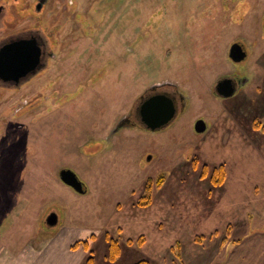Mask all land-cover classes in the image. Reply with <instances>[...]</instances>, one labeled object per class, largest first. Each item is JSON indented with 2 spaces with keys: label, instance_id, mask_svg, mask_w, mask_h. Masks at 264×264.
Here are the masks:
<instances>
[{
  "label": "rangeland",
  "instance_id": "rangeland-1",
  "mask_svg": "<svg viewBox=\"0 0 264 264\" xmlns=\"http://www.w3.org/2000/svg\"><path fill=\"white\" fill-rule=\"evenodd\" d=\"M12 2L0 0L7 9L0 31L10 11L17 19ZM15 4L21 9L23 3ZM96 7V19L89 20L82 10ZM78 8L75 16L91 35L74 38L77 24H66L58 56L40 75L17 90L0 87V264H87L91 254L94 264H194L189 232L219 207L215 219L235 228L236 238L245 230L240 219L264 228L261 186L236 203L227 190L239 170L259 172L260 166L264 173V131L254 127L264 124V0H80ZM234 41L249 50L238 66L248 79L233 99L217 97L215 81L236 67L228 59ZM164 82L188 96L172 124L114 135L137 98ZM27 100L29 109L18 110ZM201 116L209 130L197 133L193 123ZM220 164L228 183L215 187L209 173ZM64 168L77 174L83 191L61 180ZM148 178L152 202L142 206ZM51 212L59 216L53 227L46 225ZM63 226L67 233L54 239ZM226 229L191 231L202 263L264 264V237L248 238L242 248L229 244L230 253L222 255L231 240ZM107 234L122 246L114 261ZM140 236L142 245H128ZM84 239L92 241L90 250L73 249Z\"/></svg>",
  "mask_w": 264,
  "mask_h": 264
},
{
  "label": "flooded vegetation",
  "instance_id": "flooded-vegetation-1",
  "mask_svg": "<svg viewBox=\"0 0 264 264\" xmlns=\"http://www.w3.org/2000/svg\"><path fill=\"white\" fill-rule=\"evenodd\" d=\"M16 1L19 0H13L12 5L14 8H12L11 10L12 11L15 10V12H13V15L15 14L14 16H16L17 19L16 20L12 19V15L10 11L8 16L11 18L9 20L5 19L4 22L5 28L1 29L0 31V48L5 44L8 43L12 44L14 42L22 43V44L21 43L18 44V46L21 45L23 47L24 45L29 46V44H27V41L29 42L32 40L37 45V47L41 49V61L40 64L37 65L38 67L36 66L26 76H21V78H19V81L18 80L5 81L0 75V87H4L5 89H9V90H17L27 82L31 81L36 76L40 75L48 67L50 61L58 56L59 47H61L59 34L66 26V24H69L70 22H74L77 24L75 28L72 30V35L74 36V38H79L84 35L86 36L91 35L88 32H84L83 24L75 16V12L81 10L78 8L80 4V0H22L23 4L21 6V9H17L15 4ZM50 2L52 4L55 2V4L51 8H48V5L51 4ZM71 6H73L74 8ZM3 7L4 5L0 6L1 17L2 15H4L3 11L7 10V9L3 10ZM99 10L100 8L96 7L93 10V12H90L88 9L82 11H85L84 13L87 16H89V20H92V19H96L97 17L96 14L99 12ZM29 15L31 17V21L29 19L30 22L28 23V25L24 27H18L19 24L23 21V19L28 17ZM238 42L242 43L246 50V54L244 55L243 58H241V60H235L230 56L232 45ZM248 55H249V50L244 42L242 41L232 42L228 51V59L236 67L235 70H233L231 73L221 75L217 78L212 90L214 96L233 99L234 97L238 96L241 93L248 78L247 76L242 74L238 66L244 64V61L247 59ZM10 73L11 72L9 70L7 72V75ZM223 78H231L236 85V91L230 97H222L218 95L216 91V85L218 81H220ZM175 87L176 86L167 82H164L162 84L154 83L151 86H149V88H147V90H145V92H143L137 98L133 106L130 108L128 114L124 116V118L119 120L118 124L114 127V131H113L114 135H117L124 128L138 127V128H143L145 130H149L145 127L144 123L141 120L140 106L145 99L160 94L172 98L177 105L178 111L176 116L165 127H162L158 130L166 128L169 124H172V122L179 115V113L182 110H184L185 106L187 105L186 101L188 98L186 94H184L181 90ZM44 89L45 87L42 88L40 92L37 93V97L34 100L35 102H40L39 95H41ZM30 105L31 104L29 100H27L24 102V104L18 105V110L19 109L28 110ZM201 118L204 119V117L202 116L195 119L193 123L194 130H195V123L197 122V120ZM204 120L206 121V119ZM206 124H207V128H206L207 130L208 129L207 121ZM256 124L254 122V127L256 128V130H259L261 128L264 129L263 123L256 122ZM197 133H201V132H197ZM106 139L110 141L109 137H107ZM46 225H48L47 221H46Z\"/></svg>",
  "mask_w": 264,
  "mask_h": 264
},
{
  "label": "water",
  "instance_id": "water-1",
  "mask_svg": "<svg viewBox=\"0 0 264 264\" xmlns=\"http://www.w3.org/2000/svg\"><path fill=\"white\" fill-rule=\"evenodd\" d=\"M20 43H8L0 48V75L5 81H19L21 76H26L40 64L41 49L32 40L27 41L29 46H18ZM245 54L246 50L242 43L238 42L232 45L230 56L233 59L241 60ZM9 70L14 75L11 73L7 75ZM216 91L222 97H230L235 93L236 85L231 78H223L218 81ZM177 111L175 101L166 95L160 94L151 96L141 103L140 117L147 129L155 131L165 127L176 116ZM206 128V121L202 118L195 123V130L197 132H203ZM60 178L75 190H84L83 183L73 170L68 168L60 170ZM58 220L59 216L56 212H51L46 218L47 223L51 226L56 225Z\"/></svg>",
  "mask_w": 264,
  "mask_h": 264
},
{
  "label": "crops",
  "instance_id": "crops-1",
  "mask_svg": "<svg viewBox=\"0 0 264 264\" xmlns=\"http://www.w3.org/2000/svg\"><path fill=\"white\" fill-rule=\"evenodd\" d=\"M253 157H254V155L245 154V158L244 159H250L251 160V159H253ZM259 168H260V166L256 170H258L260 173L259 172H255L254 170H251L252 172L254 171L253 173L252 172H249L248 170H244V171L239 170L238 172H236L237 175L235 176V180H237L236 181L237 183H235L234 185H231V184L229 185L228 184V186H227V190H229V192L231 193L230 194L231 195L230 197H232V198L235 199L234 200L235 203L237 201L236 200L237 198L245 195L248 192H249V194H251L250 191L252 192L253 191V188L255 186H257V185H260L261 188H262L261 198L264 200V189H263L264 188V173L261 172L259 170ZM225 171H226V165H225ZM247 176H248V179H245V178H247ZM238 177H239L240 180L238 179ZM244 180H248L247 181V184L244 182ZM224 181H225V183H228V181L226 180V176H225ZM238 181L241 182V183H238ZM211 183H213V182L211 181ZM223 183L222 184H218V185H215L214 184V186L215 187H218V186L223 185ZM248 184L251 187L248 186ZM230 186H231L232 189L230 188ZM249 194H247V195L249 196ZM245 199H247V198H245ZM230 202H232L231 199H230ZM257 202L260 203L261 202V199L259 198ZM261 203H262V206H263L264 203L263 202H261ZM232 206L234 207V205L231 204L228 208H231ZM228 208L226 207V209H228ZM234 208H236V207H234ZM217 209L215 210V212L213 211L214 212L213 214L211 213V216L208 217L209 220H202L198 227H195L194 229H191L190 232H189V235H188V239H186V241H188L189 243L191 242V244L193 243L192 245H194V246H192V249H193L192 251L193 252L189 256V257H192L193 258V261H196L198 259L196 262H194V264H215L213 262L207 263L208 260L206 262H203L202 263L201 257L198 258L200 256V253L201 252L198 249L197 244L194 241H192L195 237H191V231L194 230V231L201 232V231H207V230L218 231V229H221V230L226 229L225 227H221L222 226V225H220L221 222H222L221 220H216L215 219L216 214L219 212V210L221 208L219 207V210H217ZM234 215H235L234 220H238L237 213L234 214ZM240 221H242V224L241 225L245 226V230H244V234H242L238 238L234 237L235 234L237 233V230L235 231V233H233L235 228H233V227H227V229L225 230L226 231V239L229 237V239L233 240V242L231 240H230V242H227V240H225L226 241L225 248H224V251H223V254H222L225 257L227 255V253H230V251H231L230 248H229V244H233V245H236V246L238 245V246H240L242 248L244 246V244L246 245L248 238L251 239V240H255L256 241V240H258V238H260V240H261L264 237V228L259 229V227L258 228L255 227L256 226L255 225V221H253V220H243V219H240ZM244 221H246V222L244 223ZM259 221H261V220H259ZM204 223L206 224V226L204 225ZM154 225L157 226L156 223H154ZM168 225H170V231L171 230L173 231V222L172 223L170 222ZM187 226H189V225H186L185 228ZM258 226H260L259 223H258ZM185 228L182 229L181 231H180V229L179 230L177 229L176 230L177 234L181 235L180 233H184ZM156 231L157 232H160L159 230H156ZM61 232L67 233L66 232V227L63 226L62 228H60V231L54 236V239H55L56 236L61 235L60 234ZM258 232H260V233H258ZM238 239H239V244H238ZM69 241H72V239H69ZM91 243H92V241L91 242L89 241V246L91 245ZM231 249H233V248H231ZM82 250L84 252L86 251V249L83 247V245H82ZM89 250H90V248H89ZM233 250L236 251L235 249H233ZM78 251L79 250H77V252ZM121 251H122V249H121ZM208 254L209 255H212V253L209 251V252H207V254L205 253L204 256H202V257H205V256L207 257ZM179 255L181 257V253L180 252H179ZM84 257L81 256V258H83V259H84ZM230 257L232 258V255H230ZM188 261L190 262V259ZM136 262H134V263H136ZM134 263L131 262L130 264H134ZM184 263H185V261L183 262V264Z\"/></svg>",
  "mask_w": 264,
  "mask_h": 264
},
{
  "label": "trees",
  "instance_id": "trees-1",
  "mask_svg": "<svg viewBox=\"0 0 264 264\" xmlns=\"http://www.w3.org/2000/svg\"><path fill=\"white\" fill-rule=\"evenodd\" d=\"M257 125V124H256ZM264 130V129H263ZM223 172V173H222ZM210 175V180L213 182V184L218 185V184H222L224 182L225 176H226V171H225V165L224 164H220L216 167L213 168V170L211 171ZM207 167L205 166L203 169V173L202 176H207ZM164 176L159 177L155 183H157V186H161L163 184V179ZM153 180L152 178H148V180L146 181V185H145V189H144V193L139 201V204L142 206H146L149 205L152 202V191H153ZM107 239L109 240V253H108V259L111 261H114L120 254H121V243L119 239L116 238H110L109 235L107 234ZM95 236L92 235L91 239H94ZM145 241V239L143 237H139L137 240H133L131 238H129L127 240L128 245H134L135 242L138 243V245H142L143 242ZM80 245H83V247L86 250H89L90 246H89V240L84 239V240H78L73 244V249L78 248ZM91 253H93L91 251ZM87 264H94V258L91 254V256L88 258V262ZM134 264H150V262L148 260L145 259H141L139 261H137Z\"/></svg>",
  "mask_w": 264,
  "mask_h": 264
},
{
  "label": "bare ground",
  "instance_id": "bare-ground-1",
  "mask_svg": "<svg viewBox=\"0 0 264 264\" xmlns=\"http://www.w3.org/2000/svg\"><path fill=\"white\" fill-rule=\"evenodd\" d=\"M223 173V172H222Z\"/></svg>",
  "mask_w": 264,
  "mask_h": 264
}]
</instances>
